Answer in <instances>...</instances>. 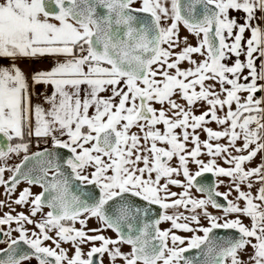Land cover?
Returning a JSON list of instances; mask_svg holds the SVG:
<instances>
[{
  "label": "snow or ice",
  "instance_id": "snow-or-ice-1",
  "mask_svg": "<svg viewBox=\"0 0 264 264\" xmlns=\"http://www.w3.org/2000/svg\"><path fill=\"white\" fill-rule=\"evenodd\" d=\"M262 81L264 0H0V264H264Z\"/></svg>",
  "mask_w": 264,
  "mask_h": 264
},
{
  "label": "rangeland",
  "instance_id": "rangeland-1",
  "mask_svg": "<svg viewBox=\"0 0 264 264\" xmlns=\"http://www.w3.org/2000/svg\"><path fill=\"white\" fill-rule=\"evenodd\" d=\"M233 107H235V105H233ZM208 126L211 127V128H213L214 130H217V129H218V126H217L215 123H211V124H209ZM201 139H205V136H204L203 133L201 134ZM220 142H221V143H225V141H223V140L220 141ZM202 158L207 159V157H202ZM15 162H17V161H15ZM258 163H259L258 161L256 162V160H254L253 163H252V165H253V166H256ZM192 167H193V169H194L195 166L193 165ZM7 175H8V174L6 173V176H7ZM26 186H27V185L24 184V183L21 184V185L18 187V189H17V193H16V195H18L19 191L22 190V189H23L24 187H26ZM256 187L258 188L259 185H257ZM219 188H221V186H220ZM224 188H225V186L223 185V189H221V190H223L224 192H226L228 189H227V188L224 189ZM32 191L38 193V189H37L36 187H33V188H32ZM255 191H256V189L254 188V189H253V192L255 193ZM3 193H4V189H3L2 187H0V200H5V199H6V197L3 195ZM16 195H14V196L12 197L13 200L16 198ZM235 195H236V193L233 192L232 195L229 197V199H233V198L235 197ZM13 207L16 209L17 212H20V211H21V206L13 205ZM7 211H9V209H8L7 207H4L3 209H0V216H2L3 213H4V212H7ZM23 211H24V212H27L28 209L25 208ZM209 211H210V212H214V210H213L212 208H209ZM214 213H215V212H214ZM13 214H15V213H13ZM202 223H206V222L202 220ZM244 223H245V224H248V223H249L248 219H244ZM13 226H14V225H13ZM96 226H97V224H96V222H95L94 220L89 221V227H96ZM29 227H31V226H29ZM76 227L79 228L80 225L77 224ZM201 234H202V233H201ZM15 235H16V233H13V236H15ZM187 235H191V234H190V233H187ZM183 236H185V235H183ZM63 247H69V246H68V245H63ZM88 250H89V247H88V246H85V247H84V251L87 252ZM250 252H251V249H248V252L244 254V257H243V258H244V259H247V254L250 253ZM69 254H71V253H69ZM106 259H107V258L105 257V260H106ZM118 264H120V262H118Z\"/></svg>",
  "mask_w": 264,
  "mask_h": 264
},
{
  "label": "flooded vegetation",
  "instance_id": "flooded-vegetation-1",
  "mask_svg": "<svg viewBox=\"0 0 264 264\" xmlns=\"http://www.w3.org/2000/svg\"><path fill=\"white\" fill-rule=\"evenodd\" d=\"M258 93H259V95H258ZM256 95H258V97L259 96H261V95H264V93H261V92H258ZM256 162L258 161V162H260V157L258 156L256 159ZM220 163L223 165V161H220ZM223 166H225V167H227V165H223ZM251 166H253V165H251ZM205 179L206 180H208L206 177H205ZM220 179H222V180H224V183H225V185L228 183V178H225V177H221ZM38 188V187H37ZM226 188V187H225ZM224 188V189H225ZM39 189V188H38ZM221 189H223V185H221V188H218V191H220V192H224L223 190H221ZM173 191H177V192H179L181 189H179V188H173L172 189ZM193 192H195V190L193 189ZM221 203H223V201H221ZM46 210V209H45ZM214 210V212H213V214H215V215H221L222 213L220 212V211H217V210H215V209H213ZM47 211V210H46ZM160 227L161 228H167V227H169V224H167V223H162L161 225H160ZM107 235H109V236H113L114 237V233H112L110 230L106 233ZM179 235H187V233H183V232H179L178 233ZM202 235V234H201ZM6 244H1L0 243V248H2L3 246H5ZM122 251H125V252H128V251H130V247L129 246H127V245H125V246H123V248H122ZM30 263H32V264H37V262L35 261V260H32L31 262H25V264H30Z\"/></svg>",
  "mask_w": 264,
  "mask_h": 264
},
{
  "label": "crops",
  "instance_id": "crops-1",
  "mask_svg": "<svg viewBox=\"0 0 264 264\" xmlns=\"http://www.w3.org/2000/svg\"><path fill=\"white\" fill-rule=\"evenodd\" d=\"M233 15H239V16H242L243 15V13H239V14H237V13H233ZM180 35L183 37V36H186V35H188V33L186 32V30H184L183 28H181V32H180ZM249 36V34L248 33H245V37L247 38ZM189 42L190 43H192L193 45H195V43H196V40H195V38L194 37H189ZM194 58H198V57H194ZM241 59L243 60L244 59V57L242 56L241 57ZM5 63H7L6 61H5ZM257 63L259 64V61H257ZM22 68H27V63H21V65H20ZM50 66V62H48V61H45L43 64H41V65H39V67H43V68H48ZM182 67H187V64H184V65H182ZM245 74H247V71H245ZM261 83H264V81H262ZM49 91H51V89H49ZM34 100H35V98H34ZM158 107V106H157ZM18 162V161H17ZM23 184V183H22ZM37 188V187H36ZM38 189V188H37ZM38 192H39V189H38ZM25 209V207H21V211H23ZM46 211V210H45ZM30 264H32V263H30Z\"/></svg>",
  "mask_w": 264,
  "mask_h": 264
},
{
  "label": "water",
  "instance_id": "water-1",
  "mask_svg": "<svg viewBox=\"0 0 264 264\" xmlns=\"http://www.w3.org/2000/svg\"><path fill=\"white\" fill-rule=\"evenodd\" d=\"M258 95H259V93H258ZM258 95H257V96H258ZM206 178H207L209 181L212 179V177H211L210 175L206 176ZM39 191H41V189H39ZM46 210H47V209H46ZM217 234H218V235H227L228 233H225V232H223L222 230H217ZM4 247H6V245L3 246L2 248H4ZM192 254H194V253H188V254H186V255H192Z\"/></svg>",
  "mask_w": 264,
  "mask_h": 264
},
{
  "label": "built area",
  "instance_id": "built-area-1",
  "mask_svg": "<svg viewBox=\"0 0 264 264\" xmlns=\"http://www.w3.org/2000/svg\"><path fill=\"white\" fill-rule=\"evenodd\" d=\"M2 244V243H1Z\"/></svg>",
  "mask_w": 264,
  "mask_h": 264
}]
</instances>
